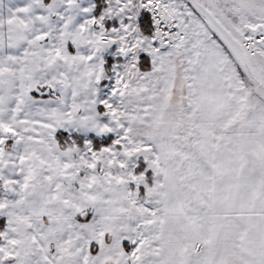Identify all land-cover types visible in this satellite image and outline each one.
Returning <instances> with one entry per match:
<instances>
[{"label": "snow or ice", "instance_id": "6c2138e0", "mask_svg": "<svg viewBox=\"0 0 264 264\" xmlns=\"http://www.w3.org/2000/svg\"><path fill=\"white\" fill-rule=\"evenodd\" d=\"M0 264H264V0H0Z\"/></svg>", "mask_w": 264, "mask_h": 264}]
</instances>
